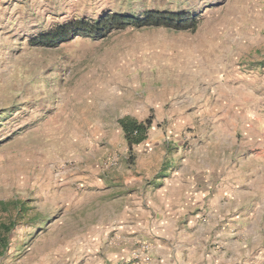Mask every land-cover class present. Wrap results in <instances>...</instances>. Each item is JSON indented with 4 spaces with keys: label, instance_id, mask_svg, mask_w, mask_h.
<instances>
[{
    "label": "rangeland",
    "instance_id": "374dc122",
    "mask_svg": "<svg viewBox=\"0 0 264 264\" xmlns=\"http://www.w3.org/2000/svg\"><path fill=\"white\" fill-rule=\"evenodd\" d=\"M150 12L195 16L198 26H128L35 45L71 21ZM204 65L215 66L220 81L196 94ZM193 98L208 117L227 111L221 139L190 111ZM124 118L149 125L131 150L114 126ZM204 150L215 172L223 161L224 181L251 177L248 206L264 202V0H0V264H155L152 229L144 240L106 230L97 240V223L131 216L128 202L112 201L114 190L157 185L181 164L199 170ZM205 200L182 208L175 238L206 220L216 198ZM145 215L148 223L156 217ZM229 221L204 234L186 263L237 244L240 258L227 264H264V210L255 240L238 227L232 233Z\"/></svg>",
    "mask_w": 264,
    "mask_h": 264
},
{
    "label": "crops",
    "instance_id": "0c3cea01",
    "mask_svg": "<svg viewBox=\"0 0 264 264\" xmlns=\"http://www.w3.org/2000/svg\"><path fill=\"white\" fill-rule=\"evenodd\" d=\"M197 78H195L194 83L196 84V94L199 93L200 89L209 88L211 85L210 81L218 84L220 81V73L215 71L216 67L212 65H204L198 68ZM219 81H218V80ZM218 82H216V81ZM216 86V85H215ZM193 107L190 111L194 114H198V117L206 120L207 129L211 134L218 138H222V128L221 118H229L227 111L219 109L213 116H207L202 107H196V100L193 98ZM218 102V101H217ZM194 109V110H193ZM100 125V124H99ZM120 141L126 146V141L124 140V134L122 129L116 120L115 125ZM101 127V126H100ZM102 129V128H101ZM99 136H103V131L99 132ZM207 162V163H204ZM188 163V162H187ZM196 166H201V169H196L194 167L186 168L181 164L168 176H163L157 185H143L142 187H136L128 190L126 193L120 192V190L113 191L112 201L116 203L124 201L128 202V211L124 212L131 215L129 218L124 217L123 219H117L114 215V220L111 221L110 218L107 220V228H104L103 223H97V230L100 231L96 234L97 240L101 238L100 233L106 230L107 236L110 233H114V238H123L124 233H129L132 236V240H144L145 237L142 233H146L147 229H152L157 233L156 238V251L153 254L159 259V261L154 260L155 264H187L186 258L189 259L195 250H198V246L201 245V240L204 234L215 226H219L225 220L229 219V224L235 222V226L229 230L233 231L238 227L241 229L242 233L248 234L253 240L261 237V231L258 227L262 220V214L264 210V202L261 199L255 202V207L248 206L245 201L246 197L254 196L256 193L253 190V184L251 177L247 180H241L235 182L233 179H227L224 181V177H220L222 171L223 161L220 163L221 168L212 169L209 157L204 150L199 153L196 160ZM216 163V161H215ZM185 171V174H184ZM188 173V174H187ZM244 175V173L242 174ZM258 176L261 175L257 174ZM261 177V176H260ZM261 179V178H260ZM130 184H143L140 178H128L127 180ZM214 188V189H213ZM217 192V194L210 192V194L205 197L200 194H205L208 191ZM233 190V191H232ZM234 192L230 197L232 200L228 202L225 201V195L227 193ZM110 193V192H109ZM200 195V196H199ZM213 196L216 198V203L212 202V211L206 216L204 222H199L197 220L193 221L182 234L177 238L174 236V231L171 228L172 224L179 221L178 218L181 217L183 212V207H193L196 202L203 204L204 200L207 202L209 198ZM146 203L151 208L145 209ZM150 209V210H148ZM166 210V216L165 214ZM251 211V212H250ZM145 212H149V215H155V219L148 223L147 215L144 216ZM170 212V213H169ZM124 214V215H125ZM161 215L160 217L158 215ZM158 216V217H157ZM184 217V215H182ZM116 218V219H115ZM175 219V221H174ZM197 219V218H196ZM150 224V225H149ZM227 225H224V230ZM177 228V227H176ZM228 229V228H227ZM226 229V230H227ZM258 230V231H257ZM182 231V230H180ZM237 232L234 234L236 235ZM240 245L233 244L230 246L231 250L227 249L224 245V252L215 254L213 252L212 256L203 261L202 264H227L233 260L236 261L240 258V251L234 250ZM234 256H236L234 258ZM228 259L230 261H228Z\"/></svg>",
    "mask_w": 264,
    "mask_h": 264
},
{
    "label": "trees",
    "instance_id": "16d2710c",
    "mask_svg": "<svg viewBox=\"0 0 264 264\" xmlns=\"http://www.w3.org/2000/svg\"><path fill=\"white\" fill-rule=\"evenodd\" d=\"M128 26L135 28L162 27L174 31H194L198 26L195 16L186 17L181 14L150 12L142 18H132L121 15H105L95 22L87 20H75L58 26L48 31L45 35L35 40V45L52 46L57 42H63L73 37L101 38L114 29H124ZM123 131L128 149L138 145L146 138L148 123H139L135 120L124 118L118 121ZM17 206L18 203H12ZM6 206L5 203H0ZM4 229L5 226H2ZM6 247V240L0 236V248Z\"/></svg>",
    "mask_w": 264,
    "mask_h": 264
}]
</instances>
